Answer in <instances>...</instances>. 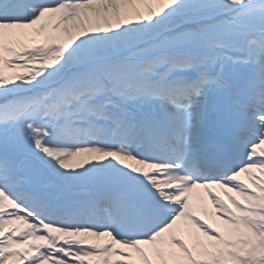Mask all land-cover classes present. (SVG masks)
I'll return each mask as SVG.
<instances>
[{"label":"snow or ice","instance_id":"6c2138e0","mask_svg":"<svg viewBox=\"0 0 264 264\" xmlns=\"http://www.w3.org/2000/svg\"><path fill=\"white\" fill-rule=\"evenodd\" d=\"M0 264H264V0H0Z\"/></svg>","mask_w":264,"mask_h":264}]
</instances>
